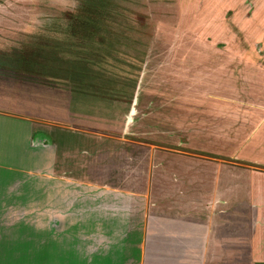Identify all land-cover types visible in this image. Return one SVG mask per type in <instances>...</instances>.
Returning <instances> with one entry per match:
<instances>
[{"label":"crops","instance_id":"obj_1","mask_svg":"<svg viewBox=\"0 0 264 264\" xmlns=\"http://www.w3.org/2000/svg\"><path fill=\"white\" fill-rule=\"evenodd\" d=\"M255 5L262 52L248 51L246 65L222 79L253 92L264 127V63L254 60L264 61V0ZM117 103L82 72L0 51V257L14 264H264V177L250 173L232 188L228 178L216 179L212 133L198 131L196 114L174 117L179 127L157 136L178 138L177 145L149 146L140 161L112 164L116 152L107 150V163L83 162L84 136L130 139L133 107L117 113ZM51 126L63 136L61 174ZM263 127L246 137L264 138ZM251 171L264 175V167Z\"/></svg>","mask_w":264,"mask_h":264},{"label":"rangeland","instance_id":"obj_2","mask_svg":"<svg viewBox=\"0 0 264 264\" xmlns=\"http://www.w3.org/2000/svg\"><path fill=\"white\" fill-rule=\"evenodd\" d=\"M256 11L255 0H0V51L84 73L102 83L104 93L117 96V113L131 103L130 139L84 136L83 162L120 165L125 156L140 161L149 146L177 145L180 139L157 132L179 127L174 121L179 113H192L198 131L212 133L208 161L215 178H228L232 188L250 173L264 177L251 171L264 167V138L246 137L263 127L254 114L260 107L253 92L222 79L228 68L246 65L248 51L262 52L252 25ZM254 60L264 63L262 57ZM51 128L55 170L61 174L63 136L60 127ZM107 150L116 154L104 161ZM123 170L115 172L122 176ZM9 260L0 257V264H14Z\"/></svg>","mask_w":264,"mask_h":264},{"label":"trees","instance_id":"obj_3","mask_svg":"<svg viewBox=\"0 0 264 264\" xmlns=\"http://www.w3.org/2000/svg\"><path fill=\"white\" fill-rule=\"evenodd\" d=\"M55 64V63H54ZM55 65H59V64H55ZM59 66H65V65H59ZM73 70V69H72ZM74 71V70H73Z\"/></svg>","mask_w":264,"mask_h":264}]
</instances>
